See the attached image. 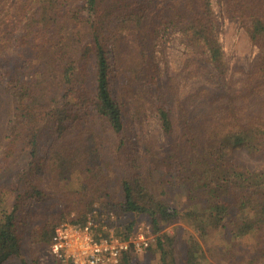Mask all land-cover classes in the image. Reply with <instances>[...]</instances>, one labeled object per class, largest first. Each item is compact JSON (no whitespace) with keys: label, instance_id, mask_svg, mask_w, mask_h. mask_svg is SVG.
<instances>
[{"label":"trees","instance_id":"16d2710c","mask_svg":"<svg viewBox=\"0 0 264 264\" xmlns=\"http://www.w3.org/2000/svg\"><path fill=\"white\" fill-rule=\"evenodd\" d=\"M224 9L258 48L255 63L241 81L243 87L237 90L229 81V64L219 41L212 0L33 1L23 15L18 40L31 57L18 60L17 68L6 73L14 112L7 127L0 176L9 172L26 143H30V160L15 182L9 181L7 187L0 184V264L16 257L28 264L22 256L24 222L20 217L26 206L47 198L39 174L45 167L67 199L85 203L79 221H84L98 202L106 211L134 215L124 236L135 231L139 219L147 217L153 233H161L156 245L149 247L148 256L157 264H176L173 248H168L173 238L163 231L181 214L163 197L164 189L159 193L151 179L146 183L138 154L126 147L125 110L115 94L110 47L114 25L134 34L146 28L145 22L153 14L159 22L149 24L144 35L153 51L162 26L178 30L193 50L187 66H192L193 75H206L208 84L190 96L189 108L177 99L178 88L168 75L163 89L160 62L145 45H141L140 69L128 79L132 84L134 77L144 80L170 148L165 159L157 162L167 165L161 183L168 181L166 175H176L187 185L192 200L182 219L199 238L188 240L183 264H208L202 242L211 231L230 233L237 239H252L264 231V109L247 114L251 106H264V0H224ZM82 28L87 42L75 40ZM88 59L93 67L91 81L80 64L86 65ZM91 117L116 135L117 150L126 156L122 159L126 166L120 181L122 200L106 196L104 182L110 164L97 154L100 142L92 127L87 123L75 138H65L69 129L80 128L81 121L88 122ZM239 149L261 161L260 168L236 160L234 152ZM212 190L217 194H211ZM8 194L13 195L10 205ZM59 221L48 215L39 228L41 235L33 233L37 243L50 246ZM121 264H133V254L126 255ZM243 264H264V248Z\"/></svg>","mask_w":264,"mask_h":264},{"label":"rangeland","instance_id":"374dc122","mask_svg":"<svg viewBox=\"0 0 264 264\" xmlns=\"http://www.w3.org/2000/svg\"><path fill=\"white\" fill-rule=\"evenodd\" d=\"M33 1L0 0V164L2 163L1 158L3 157L8 123L14 112L13 99L5 85L7 80L6 73L17 68L18 60L31 57L29 56V50L21 46L18 40L21 33L23 15L31 8ZM212 6L218 21L219 41L229 64V77L231 78L229 81L233 84L234 90H237V88L243 87L241 81L244 79L245 73L255 63L258 48L251 42L238 20L229 18L224 9V0H212ZM157 22H159L157 15H151L147 23L145 22L146 28L142 27L137 31L139 34L137 32L131 34L129 31L118 28L119 26L117 25L112 27L110 47L115 65L114 88L115 94L125 110L126 147L138 154L141 172L146 183L149 185L151 179L159 193L164 189L163 197L171 206L178 209L181 214V218L176 223L166 227L163 232L173 238L172 245L168 246V248H173L176 264H183L188 240L190 237L199 238L197 231L182 219L183 213L187 210L192 200L188 196L187 185L176 175H166L168 181L165 184L161 183V175L165 173L162 169H166L167 172V165L161 164L159 166L157 162L159 159L161 161L165 159L170 152V148L162 132L158 115L147 96L144 80L141 81L134 77V84L128 82L130 76H134L135 69H140L138 65L140 63L141 45L147 46L149 50L152 49L150 39L144 38V35H147L149 24ZM161 29L163 32L160 38L156 40L158 43L154 51L152 49L155 57L160 62L159 66L162 71L161 86L165 90L167 87L166 77L167 75L170 76L178 88L177 99L190 108L192 106L189 99L190 96L203 86L208 85L205 82L206 75L200 72H196V75H193L191 72L193 70L192 66H187L188 59L193 56V50L190 49L183 35L172 28L165 30L162 26ZM85 34L86 29H80L79 34L75 35V40L79 41L82 38L81 41H84ZM118 38L123 39L118 40ZM120 40L123 41L118 43ZM91 62L89 59L86 60V65L84 66L83 62L80 63L89 81H91L93 76ZM154 94L152 95V100L154 99ZM263 109L264 106H251L247 110V114L261 113ZM87 123L92 127L100 142L97 146V154L100 155L102 161L110 164V169L107 170L108 178L104 182V188L107 190L106 196L112 200H122L123 194L120 181L126 174V166L122 162V159L126 156L117 150L118 139L107 125L91 117L88 122L81 121L80 128L69 129L65 134V138H75L78 133L84 131ZM178 132L176 131L175 134ZM44 141L47 143L46 137ZM61 142H63V139L60 140ZM42 149L44 147L41 148V151L44 152ZM29 152L30 143H26L21 156L9 167V172L0 176V184L7 187L10 185L7 184L9 181L15 182L17 175L21 174L27 167V163L30 160ZM234 158L241 163H248L252 168H260L259 166L262 163L248 157L246 149L235 151ZM39 174L43 179L41 188L47 198L39 203L26 206L23 215L20 217V220L24 222L21 225L22 256L28 264H34L35 261L38 264H59L50 254L49 245L45 246L37 243L33 233L37 231L35 237L38 234L41 235L39 228L43 225L48 215L53 217L54 220L58 221L60 219L58 224L72 219L83 220L81 215L85 209V203L67 199V196L62 192V187H59L47 167L40 170ZM166 176L163 178L166 179ZM215 193L217 194L215 190L211 191V194ZM200 199V195L196 196L197 201ZM6 200L10 205L13 201V195L8 194ZM94 210L102 215L113 213L115 219L110 220L109 224L114 227L116 233L122 235L125 232V226L134 220L133 214L119 215L106 211L100 202L94 204L92 210L88 211L85 217L93 213ZM137 223L138 226L141 223L150 224V221L149 218L142 217ZM158 235H161V233H153L152 245H156ZM202 245L207 254L208 264H230L235 261V264H243L245 260L255 256L261 248H264V231L258 233L252 239H237L233 238L230 233L211 231L207 240L202 242ZM21 261V258L16 257L7 260L4 264H22ZM133 264H157V261L148 256L147 250L143 253L133 254Z\"/></svg>","mask_w":264,"mask_h":264},{"label":"built area","instance_id":"2783aa9c","mask_svg":"<svg viewBox=\"0 0 264 264\" xmlns=\"http://www.w3.org/2000/svg\"><path fill=\"white\" fill-rule=\"evenodd\" d=\"M113 213L96 210L84 221H62L53 232L50 254L59 264H121L128 254L147 251L153 242V227L141 223L128 236L110 226Z\"/></svg>","mask_w":264,"mask_h":264}]
</instances>
